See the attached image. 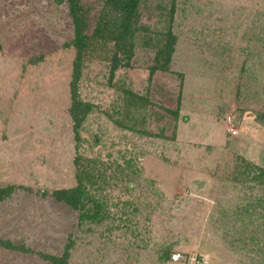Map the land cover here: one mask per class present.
Here are the masks:
<instances>
[{
    "label": "rangeland",
    "instance_id": "1",
    "mask_svg": "<svg viewBox=\"0 0 264 264\" xmlns=\"http://www.w3.org/2000/svg\"><path fill=\"white\" fill-rule=\"evenodd\" d=\"M104 1H80L88 33ZM168 5L141 1L128 63L92 43L77 138L69 1L0 0V242L25 247L0 244V264H264V0H176L168 69L151 73ZM78 185L103 219L52 195Z\"/></svg>",
    "mask_w": 264,
    "mask_h": 264
},
{
    "label": "trees",
    "instance_id": "2",
    "mask_svg": "<svg viewBox=\"0 0 264 264\" xmlns=\"http://www.w3.org/2000/svg\"><path fill=\"white\" fill-rule=\"evenodd\" d=\"M68 1L75 34L71 40V44L77 49L70 81L71 106L69 112L72 116L76 137L78 138L77 134L81 122L86 118V115L92 108L91 103L83 101L78 92V82L81 76L80 65L88 49L91 48L92 43L96 40H101L104 44L111 41L113 48L111 59L112 62H114L113 68H115L119 63H123L124 61L128 63L133 55L136 39L141 34L149 31V28L140 22L141 13L139 11V5L142 0H105L103 8L98 15L97 25L91 33L87 32L88 20L85 9L80 4L81 0ZM168 6L166 12L167 29L156 37L154 43L155 64L151 66V73L155 72V69H168L171 55L174 50L176 36L172 32L171 24L176 9V0H169ZM128 94V96H131V98L127 97L129 102L136 106L142 105L137 103L135 99L141 102L145 99L143 96L132 93L131 91L128 92ZM172 112L176 116L178 111L173 110ZM253 168L256 170V174L263 173L262 169L258 168V170L252 165H249L246 169L252 170ZM13 188L14 186L0 187V199L9 194ZM52 195L57 201L64 202L75 209L84 208L85 211H87L86 215L89 219H103V217L107 215V212L103 208V204H101L98 199H90L87 189L80 185L70 188L55 189ZM85 196L89 197V200L85 199ZM89 202L90 204H88ZM0 244L9 248H25L23 245L18 246L6 241H1ZM169 255V249L164 248V250H161L159 258L167 259ZM43 257L50 259L53 264H67V252L61 256L43 255Z\"/></svg>",
    "mask_w": 264,
    "mask_h": 264
}]
</instances>
